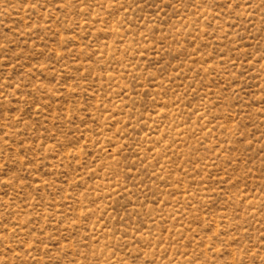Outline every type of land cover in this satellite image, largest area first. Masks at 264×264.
<instances>
[{"label":"rangeland","instance_id":"rangeland-1","mask_svg":"<svg viewBox=\"0 0 264 264\" xmlns=\"http://www.w3.org/2000/svg\"><path fill=\"white\" fill-rule=\"evenodd\" d=\"M0 264H264V0H0Z\"/></svg>","mask_w":264,"mask_h":264}]
</instances>
